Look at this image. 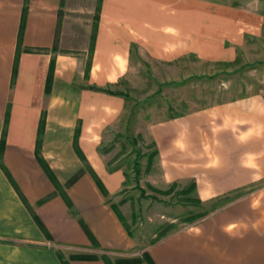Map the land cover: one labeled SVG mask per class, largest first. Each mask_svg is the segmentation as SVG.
<instances>
[{
  "label": "crops",
  "instance_id": "0c3cea01",
  "mask_svg": "<svg viewBox=\"0 0 264 264\" xmlns=\"http://www.w3.org/2000/svg\"><path fill=\"white\" fill-rule=\"evenodd\" d=\"M228 2L0 0V264H264L262 97L233 101L237 116L222 118L228 130L222 123L200 135L204 120L189 117L151 131L164 184L194 181L204 204L243 193L145 247L120 206L123 190L132 186L128 172L103 146L128 100L101 89H119L136 54L171 62L198 56L199 45H207L204 58L228 62L235 58L233 46L257 34L252 18ZM25 6L23 50L15 68ZM78 127L79 149L106 196L88 171L69 185L85 170L74 147ZM203 139L216 143L198 152Z\"/></svg>",
  "mask_w": 264,
  "mask_h": 264
},
{
  "label": "rangeland",
  "instance_id": "374dc122",
  "mask_svg": "<svg viewBox=\"0 0 264 264\" xmlns=\"http://www.w3.org/2000/svg\"><path fill=\"white\" fill-rule=\"evenodd\" d=\"M210 1L224 3L228 0ZM228 4H237L246 17L256 23L251 25L258 28L257 34L246 35L242 46H233L236 48L232 52L233 60L223 62L204 58L203 51L211 47L207 45H199L198 56L187 55L171 62L142 60L136 54L131 72L120 88H115L127 94L129 100L120 121L105 133L103 146L118 160L117 165L128 172V184L131 182L132 186L123 190L120 206L126 215L124 221L140 247L150 245L163 234L187 227L190 225L187 220L194 212L209 214L224 206L221 204L211 210L214 205L211 202L201 209L184 204L181 196L172 198L156 192L178 183L177 192L190 181L164 184L163 174L157 167L158 157L149 163L148 155L154 151L151 131L163 127L160 124L165 122H186L183 118L189 117L204 120V125L198 126L200 135L207 130L215 132L222 123L224 130H228V121L222 118L237 116V105L232 104L233 101L253 96L264 99V0H229ZM179 115L183 117L170 119ZM215 143H208L206 139L198 141V152L208 150ZM136 161L140 164L138 178L134 171ZM142 190L160 201L142 197Z\"/></svg>",
  "mask_w": 264,
  "mask_h": 264
},
{
  "label": "trees",
  "instance_id": "16d2710c",
  "mask_svg": "<svg viewBox=\"0 0 264 264\" xmlns=\"http://www.w3.org/2000/svg\"><path fill=\"white\" fill-rule=\"evenodd\" d=\"M27 11H28L27 6H25L24 12H23V17H22V24H21V27H20V35H19V41H18V50H17L16 59H15V68H16V63L19 60L20 53L23 50V48H22L23 47V31H24V26H25L24 20H25V16H26ZM98 18H99V14L97 13L96 16H95V20L97 22H98ZM97 22H95V24H94L93 34H92V37H91V45H90V50H89L90 59H89V61L87 63V69H86V72H85V79L86 80H89V73H90V67H91V56H92V53L94 51V46H95L94 44H95V41H96V35H97V29H98ZM57 45H58V40H57V42L55 44V47L53 48V52H55V53L59 51ZM25 50L26 51H30V50H27V49H25ZM55 65H56V60H55V58H53L51 60L50 71H49V75H48L47 83H46V93L47 94H50L51 93V89H52V86H53ZM14 74H15V72H14ZM90 89L91 90H95V91L96 90H99L96 87H90ZM101 91H103V92H105L107 94H110V95L124 97L127 100H129V96L127 94H125L123 92H120V91L112 90V89H110V86L107 89H101ZM178 117H181V115H179V116H172V117H170V119H175V118H178ZM44 126H45V115H43V118L41 120L40 135L43 132ZM79 134H80V128L78 127L76 129V133H75L74 147H75V150L77 151L79 157L81 158V160L85 164V170L82 171L81 173H79L77 176H75L71 180V182L69 183V185H72L80 177V175L83 174V172L88 171L89 173H91L93 175V177L95 178V180L97 182V185L99 186V188L101 189V191L103 192V194L106 196V195H108L106 188L104 187V185L102 184V182L99 180V178L97 177L96 173L93 171V169L89 165L86 157L81 153V151L79 149V146H78ZM39 140H40V137H39ZM40 146H41V143L39 141V146H38V149H37L38 155H40V153H41L40 152V150H41ZM151 147L154 148V151L151 154L148 155L149 156V163L150 164L153 162L154 158H156L159 155V152L157 150L156 144L155 143H152ZM47 171H48L49 175L51 176V172L49 170H47ZM134 171H135V175L138 178L139 175H140V164H139L138 161H136L135 164H134ZM178 187H179L178 183H173L170 186L169 189H167V190H156V192L158 194H160V195H163V196H171L172 198L175 195L181 196L182 199H183L181 201L184 204H187V205H190V206H196L197 208H201V209H204L205 208V204L199 199V197L197 195V185H196V183L194 181L190 182L188 184V186H186L185 188H183L180 191H177L176 192V189ZM242 193H243V191H241L240 193L234 194L233 196H226L224 198H220V199H217L216 201H213L212 203L214 205L211 208V210L219 207L221 204H224L226 202H229V201L235 199L236 197H238ZM62 194H63V197L65 198V200L67 201V204L71 208L72 207L71 203L67 200V198L64 195V193H62ZM191 194H193L194 196L192 197ZM141 196L142 197H147V198L153 199L154 201H160V199L157 198L156 196L155 197L154 196H151V197L147 196L146 195V192L143 191V190L141 191ZM22 200L27 205V207H29L27 201L23 197H22ZM215 210H213V211H215ZM206 215H207V212H194L190 216V218H188L187 221L189 222V224H193V223L199 221L200 219L204 218ZM171 227H173V226H171ZM165 236H167V234L161 235L158 239H156L155 241H153V243H156L157 241H159L160 239H162ZM129 262H136V261H128L127 263H129Z\"/></svg>",
  "mask_w": 264,
  "mask_h": 264
}]
</instances>
